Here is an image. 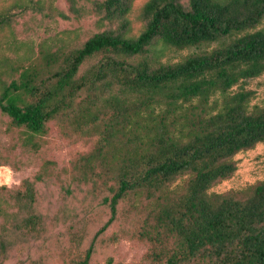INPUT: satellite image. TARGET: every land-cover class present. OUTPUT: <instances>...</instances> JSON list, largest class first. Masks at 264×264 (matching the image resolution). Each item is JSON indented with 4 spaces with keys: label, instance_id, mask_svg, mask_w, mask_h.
Listing matches in <instances>:
<instances>
[{
    "label": "trees",
    "instance_id": "16d2710c",
    "mask_svg": "<svg viewBox=\"0 0 264 264\" xmlns=\"http://www.w3.org/2000/svg\"><path fill=\"white\" fill-rule=\"evenodd\" d=\"M69 1L77 8L82 0ZM133 1L96 0V12L118 28L9 65L18 77L3 81L0 111L28 132L22 147L36 150L35 136L53 120L79 137L96 136L76 168L83 182L106 191L110 217L78 264H89L96 237L131 197L150 203L140 235L154 264H264V180L247 197L208 194L236 171V154L264 141V106H250L254 90L239 87L264 74V0H148L135 37L127 18ZM159 42L195 51L167 62ZM12 197L15 230L43 234L34 181L23 180Z\"/></svg>",
    "mask_w": 264,
    "mask_h": 264
},
{
    "label": "rangeland",
    "instance_id": "374dc122",
    "mask_svg": "<svg viewBox=\"0 0 264 264\" xmlns=\"http://www.w3.org/2000/svg\"><path fill=\"white\" fill-rule=\"evenodd\" d=\"M147 1L134 0L127 14L128 35L132 37L145 27L142 12ZM95 2L78 1L76 8L69 0H0V19L10 16L0 25V92L4 80L18 77L9 65H22L44 51L75 48L96 32L118 28V21H107L96 12ZM182 2L188 5L189 0ZM157 48L167 62L180 61L195 51L163 42ZM97 59L87 60L83 68ZM239 87L254 90L250 106H264V74ZM72 129L53 120L45 133L35 136L39 144L36 150L34 144L22 147L21 136L28 132L0 111V186H4L0 189V234L7 232L4 224H13L7 232L8 254L2 264H78L110 217L109 207L102 202L106 191L83 182L76 168L80 156L94 147L96 136L79 137ZM233 159L236 171L215 184L209 195L247 197L252 186L264 180V141ZM25 179L35 183L39 201L36 210L47 225L41 235L15 230L18 217L11 215L18 204L12 196ZM148 209L150 203L143 197L123 201L117 220L96 237L89 264H154L152 245L140 235Z\"/></svg>",
    "mask_w": 264,
    "mask_h": 264
}]
</instances>
